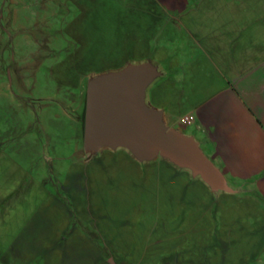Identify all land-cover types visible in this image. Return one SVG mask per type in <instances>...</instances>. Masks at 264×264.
<instances>
[{"label":"rangeland","instance_id":"1","mask_svg":"<svg viewBox=\"0 0 264 264\" xmlns=\"http://www.w3.org/2000/svg\"><path fill=\"white\" fill-rule=\"evenodd\" d=\"M198 1L0 0V190L12 192L0 200L2 242L38 210L17 243L40 221L89 263L264 264L255 187L225 177L211 187L167 155L83 144L87 85L173 58L183 34L170 5ZM0 259L21 264L10 252Z\"/></svg>","mask_w":264,"mask_h":264},{"label":"crops","instance_id":"2","mask_svg":"<svg viewBox=\"0 0 264 264\" xmlns=\"http://www.w3.org/2000/svg\"><path fill=\"white\" fill-rule=\"evenodd\" d=\"M170 6L177 11L174 26L183 41L170 43L173 58L164 54L150 62L140 102L166 128L190 138L223 178L247 182L264 199V0ZM185 115H192L193 122L182 132L178 119ZM11 193L8 187L0 190V200ZM27 218L5 233L9 241L0 240V258L10 252L21 264H76L83 257L96 263L95 256L89 263L87 250L77 253L64 237L53 240L54 232L43 241L48 234L44 236L40 221L17 243L24 224L38 219V210Z\"/></svg>","mask_w":264,"mask_h":264},{"label":"water","instance_id":"3","mask_svg":"<svg viewBox=\"0 0 264 264\" xmlns=\"http://www.w3.org/2000/svg\"><path fill=\"white\" fill-rule=\"evenodd\" d=\"M151 63L129 66L89 83L85 92L82 139L85 148L125 147L137 159L167 155L199 173L211 187L222 175L201 154L196 144L181 133L166 128L158 114L145 111L139 96L150 75Z\"/></svg>","mask_w":264,"mask_h":264},{"label":"built area","instance_id":"4","mask_svg":"<svg viewBox=\"0 0 264 264\" xmlns=\"http://www.w3.org/2000/svg\"><path fill=\"white\" fill-rule=\"evenodd\" d=\"M193 122V116L192 115H185L178 119V123L182 126H188Z\"/></svg>","mask_w":264,"mask_h":264},{"label":"trees","instance_id":"5","mask_svg":"<svg viewBox=\"0 0 264 264\" xmlns=\"http://www.w3.org/2000/svg\"><path fill=\"white\" fill-rule=\"evenodd\" d=\"M82 117H83V113H82Z\"/></svg>","mask_w":264,"mask_h":264}]
</instances>
